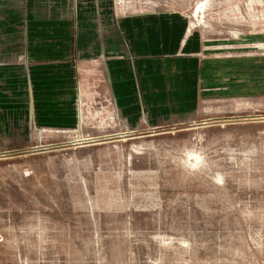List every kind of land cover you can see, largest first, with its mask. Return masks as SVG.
<instances>
[{"label": "rangeland", "instance_id": "374dc122", "mask_svg": "<svg viewBox=\"0 0 264 264\" xmlns=\"http://www.w3.org/2000/svg\"><path fill=\"white\" fill-rule=\"evenodd\" d=\"M0 264H264V0H0Z\"/></svg>", "mask_w": 264, "mask_h": 264}]
</instances>
